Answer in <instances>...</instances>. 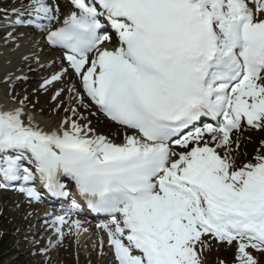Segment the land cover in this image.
Here are the masks:
<instances>
[{
	"label": "snow or ice",
	"instance_id": "6c2138e0",
	"mask_svg": "<svg viewBox=\"0 0 264 264\" xmlns=\"http://www.w3.org/2000/svg\"><path fill=\"white\" fill-rule=\"evenodd\" d=\"M70 9L29 0L10 25L43 32L66 61L41 88L69 69L80 88L52 94L53 111L66 114L52 128L26 111V96L0 104V190L39 201L37 180L53 197L74 185L110 217L98 227L114 264H202L212 240L234 245L236 264H258L264 142L238 166L230 134L264 131V0H70ZM90 105L123 131L119 143L79 122ZM68 223L58 215L50 226L62 238Z\"/></svg>",
	"mask_w": 264,
	"mask_h": 264
},
{
	"label": "rangeland",
	"instance_id": "374dc122",
	"mask_svg": "<svg viewBox=\"0 0 264 264\" xmlns=\"http://www.w3.org/2000/svg\"><path fill=\"white\" fill-rule=\"evenodd\" d=\"M13 1L0 0V42L5 39L8 33H11L8 30V26L9 29L16 27L10 26L13 21L7 22L9 19L2 17V14H4L2 11H8L7 9L10 8ZM59 7L61 8L63 5ZM13 12L14 9L11 8L5 15H12ZM5 22L6 25H4ZM56 64L53 65L51 63L45 68V71L42 69L32 71L26 79L16 80L11 88L8 87L5 93L7 98L13 103V97L18 101L26 96L28 97L27 112L31 114L42 113L45 114V117L52 116L55 102L51 100V94L54 93V89L45 90L38 83H42L40 81L47 78L48 74L59 69L61 63ZM71 79L76 81L74 77ZM25 83H34L35 86L29 87ZM75 83L78 84L77 81ZM85 102L88 103L87 101ZM78 111L86 118L80 122L88 123L90 121V127L95 130L96 134L106 135L115 142L122 140L123 131L106 122L94 106H89L87 109L81 107ZM263 133L264 131H257L250 129L247 125H242L241 129L231 136V139L239 144L238 149L236 143L232 144L233 150L235 149L233 154L238 166L251 160L257 154V151L261 149V143L258 141ZM115 134L116 137H114ZM222 151L224 153L223 149ZM43 220L36 219L29 210V204H21L17 194L9 190H0V264H114L110 249L106 246V243H104L100 253L97 254L96 249L94 250L95 247H89L90 249L87 247L84 250L81 244L75 246L71 238L72 249L67 251L66 246L64 251H58L57 247L52 246L53 243L48 244L45 232L49 231L50 225H47V222H44L45 224L42 223ZM40 229L41 231H39ZM58 240L55 238L54 242L57 243ZM253 255L257 259L258 264H264V254L253 252ZM235 256L234 245L230 247L227 244L212 240L210 241V247L204 250L201 260L202 264H236Z\"/></svg>",
	"mask_w": 264,
	"mask_h": 264
},
{
	"label": "bare ground",
	"instance_id": "6f19581e",
	"mask_svg": "<svg viewBox=\"0 0 264 264\" xmlns=\"http://www.w3.org/2000/svg\"><path fill=\"white\" fill-rule=\"evenodd\" d=\"M28 3L29 1L27 0H14L12 2V6H18L19 8L27 12ZM57 3L59 4V6L63 5V3H61L60 1H57ZM21 26L19 25L18 27H12V37L7 39V41L6 39H4L0 42V104L9 106L12 104V101L8 99L5 94L9 87L8 84L5 82L6 77L11 75L13 80L16 81L15 77H27L30 72L37 71L39 69L45 71V68L48 67L51 63L54 65L62 60V55L59 51L53 48H49L46 41L44 40L45 34L43 32H40L31 26ZM24 57H28V59L25 60ZM26 65L28 66L26 67ZM70 71L72 70L69 69L68 73ZM54 72L56 71H52L51 74H48L47 78H50ZM68 73L64 77L63 82H55L53 85L47 86V89L49 90L53 88L55 92L57 89L61 87H66L67 85L73 83L77 87V84L75 83L76 81H72L71 78L73 77L70 78V75ZM43 80L44 79H42V81L40 82L43 83ZM74 80H76L75 76ZM42 83H38V85ZM25 84H27L29 87L35 86L34 83ZM67 96L68 93L65 92L61 99L63 98L66 100ZM65 106H67V103L65 104ZM72 106L75 107L76 105L73 104ZM32 115L34 116L35 121L39 123L41 127L47 129L55 127L57 123L66 114L63 112L62 109H60L58 111H54V114L49 117H45V114L42 113H34ZM67 115H71V113H68ZM103 131L106 132L105 130ZM114 137H116V135H114ZM108 138L111 139L110 137ZM212 147H214V145ZM217 151L223 153L221 149H218ZM29 210L31 214L36 217V219H44L43 222H47V225H50L51 219L55 217V215H50L49 213H46V210L43 209V206L40 204H31L29 206ZM58 215H64L65 219L69 221L68 224L61 226L62 231L64 233L63 237L59 238L61 241L54 244V247H57L58 251H64L66 246L67 251L72 249V244H70L72 238L75 246L78 244L84 245V250H86L87 247L88 249H90L89 247H95L94 250L96 249V253H100V248H102V237L105 238V241L107 242V234L103 231L102 228L98 227L97 223H93V226L91 225V221L87 223H81V220L85 222L86 218L89 217H80L75 213H71V211H63L62 213H59L56 216ZM73 220H78L80 222L79 230H77L74 226L71 225V221ZM39 231H41V229ZM45 233L49 239L48 244L54 243V239L57 234L54 232L51 226L49 227V231Z\"/></svg>",
	"mask_w": 264,
	"mask_h": 264
},
{
	"label": "trees",
	"instance_id": "16d2710c",
	"mask_svg": "<svg viewBox=\"0 0 264 264\" xmlns=\"http://www.w3.org/2000/svg\"><path fill=\"white\" fill-rule=\"evenodd\" d=\"M17 264H19V263H17Z\"/></svg>",
	"mask_w": 264,
	"mask_h": 264
}]
</instances>
